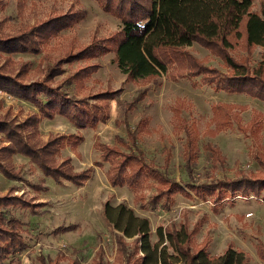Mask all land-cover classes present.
<instances>
[{"label": "trees", "instance_id": "1", "mask_svg": "<svg viewBox=\"0 0 264 264\" xmlns=\"http://www.w3.org/2000/svg\"><path fill=\"white\" fill-rule=\"evenodd\" d=\"M100 8L117 19L121 27L108 36H94L89 44L79 50L67 51L52 64L31 74V61H20L15 68L14 54H40L52 39L63 30L83 20L84 8H71L67 12L51 16L33 26H24L15 32L0 31V90L19 99L29 101L37 110L19 120L12 117L11 108L0 116V172L7 178L24 181L22 165L16 167L13 157L22 154L29 158L30 168L42 173L39 182L31 183L36 192L48 190L46 178L63 185L69 181L83 186L95 170V166L109 163L106 177L111 186H128L134 192V202L142 208L161 203L169 210L177 194L189 199L199 197L218 205L237 195H254L264 202V158L256 156L262 170L238 176L212 177L198 182L193 180V167L198 159L200 132L197 125L184 124L185 165L188 180L185 186L154 162L149 161L137 144V131L127 123L128 138L116 136L118 143L95 140L100 151V160L78 170L71 154L63 151L70 148L79 155V146L85 141L81 131L97 128L111 119V102L118 100L122 88H108L101 92L86 91V81L97 71L100 62L88 64L72 74L57 78L65 72L63 64L78 60H94L113 53L121 71L128 81H151L165 75L173 81L182 78H198L201 84L210 85L216 91L230 94H247L264 101V0H96ZM23 7L26 0H17ZM0 0V7H4ZM193 43L207 48L222 60L226 70L212 66L190 49ZM262 48L261 59L252 64V55L257 47ZM246 54L238 57L235 51ZM15 62V63H14ZM15 68V69H14ZM73 84L74 93L67 90ZM141 91L130 102L128 110L146 96ZM238 105L219 101L213 104L215 130L237 124L238 128L254 135L260 125L253 120L244 126L236 113ZM245 107V106H242ZM178 112L180 108H177ZM65 117L77 131L50 132L43 138L40 122L43 118ZM148 119L140 120L144 126ZM212 159L223 163L225 156L219 147L210 141L205 144ZM169 155V154H168ZM168 160V159H167ZM165 166H168L166 162ZM155 183V192L146 189ZM19 186L12 184L0 192V264L24 252L27 241L26 221L13 210L23 209L41 214L46 201L36 196L18 194ZM103 214L114 231L116 253L111 264H251L250 254L232 244L221 254H211L210 237L197 242L195 235L200 230L196 224L190 228L187 220L179 223L160 224L157 238H152L150 219L138 215L135 209L121 202L104 203ZM74 225L58 226L55 231L65 232ZM259 258L264 261V242L256 246ZM80 264L77 257L56 256L52 264ZM90 264H107L102 246L96 250Z\"/></svg>", "mask_w": 264, "mask_h": 264}, {"label": "rangeland", "instance_id": "2", "mask_svg": "<svg viewBox=\"0 0 264 264\" xmlns=\"http://www.w3.org/2000/svg\"><path fill=\"white\" fill-rule=\"evenodd\" d=\"M4 2L5 6L0 7V31L7 33L18 31L24 26H33L71 8H84L87 11L83 20L55 36L42 53L13 55L15 68L20 66V61H31L32 75L47 64L64 57L67 51L73 48L77 51L89 44L94 36H108L121 27L119 19L104 12L96 0H26L23 7L18 5L17 0ZM189 49L207 64L226 70L222 60L211 54L207 48L193 43ZM261 52L260 46L255 49L252 55L253 65L261 59ZM234 54L240 57L246 53L238 50ZM113 58L114 54L108 53L94 60L66 62L63 64L65 72L57 77L62 78L88 64L100 62L101 67L86 81V91L93 93L108 88H122L119 96L122 102H111V119L97 128L81 129L85 141L79 146L80 154H75L70 148L63 151L64 155L73 156L78 170L100 160V151L94 146L96 139L117 144L116 136L128 138L127 124L137 131V144L143 149L147 159L163 170L166 167L168 174L176 177L183 186L189 178L184 158V124L197 125L200 132V148L193 167V180L203 182L212 177H231L262 170L256 156L264 158V101L244 93L216 91L210 85L201 84L198 78L173 81L161 75L148 82L128 81ZM3 60L0 56V62ZM66 88L70 93L76 91L73 84ZM145 89L146 96L134 108L128 110L127 102ZM219 101L236 103V113L244 126H249L253 120L256 125H260L256 133L249 134L250 127L246 133L240 130L236 123L226 129L215 130L216 121L213 120L212 106ZM8 108L12 110V117L19 120L37 110L29 101L0 90V116L5 115ZM177 108H180L179 112ZM143 117L148 119L144 126L139 123ZM40 129L43 138L50 132L77 131L72 123L59 115L52 119L43 118ZM209 141L222 151L226 158L223 163L214 161L211 153L206 150L205 144ZM166 162L168 166H165ZM13 163L16 167L22 165L26 179H9L0 172V192H5L10 185L17 184L19 188L16 193L36 196L38 200L47 203L43 207L46 210L41 214L23 209L13 210L26 221L29 246L24 252L13 256L9 264H52L61 253L77 257L80 264H90L99 246L105 250L106 263L111 264L115 258L116 243L114 231L103 214L106 201L112 205L124 202L133 207L138 215L147 216L154 240L157 238L156 230L160 224L187 220L190 228L196 224L200 226L195 235L197 242L207 236L211 238V254H221L232 244L250 254L251 264H264L256 249L260 240L264 242V202L254 195H237L214 208L211 200H202L199 197L189 199L177 194L169 210L164 209L161 203L156 206L149 204L142 208L134 202V192L128 186L110 185L106 177L108 162L95 166L92 177L83 186L69 181L59 185L51 178H46L45 184L49 185V189L40 192H36L31 183L39 182L42 173L30 168L29 158L16 154ZM155 190L153 183L146 192L151 194ZM72 224L74 227L68 231H55L58 226ZM62 263L66 264V261L63 260Z\"/></svg>", "mask_w": 264, "mask_h": 264}]
</instances>
